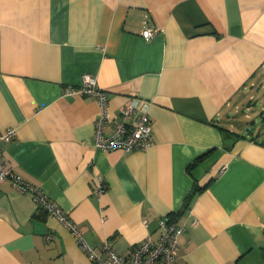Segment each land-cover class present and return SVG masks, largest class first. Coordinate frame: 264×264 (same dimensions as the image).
Wrapping results in <instances>:
<instances>
[{
  "label": "crops",
  "instance_id": "0c3cea01",
  "mask_svg": "<svg viewBox=\"0 0 264 264\" xmlns=\"http://www.w3.org/2000/svg\"><path fill=\"white\" fill-rule=\"evenodd\" d=\"M84 74L107 93L105 132L147 102L148 147L94 146L96 98L62 95ZM262 112L264 0H0V131L15 127L2 156L95 251L158 240L198 188L175 219L176 263L264 264ZM88 263L69 228L0 182V264Z\"/></svg>",
  "mask_w": 264,
  "mask_h": 264
},
{
  "label": "built area",
  "instance_id": "2783aa9c",
  "mask_svg": "<svg viewBox=\"0 0 264 264\" xmlns=\"http://www.w3.org/2000/svg\"><path fill=\"white\" fill-rule=\"evenodd\" d=\"M156 28L146 24L141 32L144 38L154 35ZM63 96L92 95L96 98L100 112L95 121L94 146L102 150L134 151L143 150L150 144L151 124L147 112V102L140 97H132L120 111V120L115 122L108 132H105L106 122L110 119L107 112V93L102 89L91 74H84L77 86H69L62 92ZM264 119V112H262ZM15 135V127H7L0 131V182L9 180L13 188L32 196V199L46 213L57 218L77 236L80 247L89 256L88 264H177L175 252L179 245V237L184 225L167 218L159 220L160 235L153 240L149 235L134 244L126 254H118L108 241L102 242L98 251L92 249L82 238L76 224L56 202L47 197L34 184L14 172L13 166L4 160L3 143L9 142ZM105 183L100 176L93 182L92 192L100 195L105 190ZM264 234V225H262Z\"/></svg>",
  "mask_w": 264,
  "mask_h": 264
},
{
  "label": "trees",
  "instance_id": "16d2710c",
  "mask_svg": "<svg viewBox=\"0 0 264 264\" xmlns=\"http://www.w3.org/2000/svg\"><path fill=\"white\" fill-rule=\"evenodd\" d=\"M198 188H195L194 190L190 191V193H188V195L186 196L185 198V201H184V205H182V207L180 209H178L174 215L170 216L169 217V221H175L176 219V216H179L181 211H182V208L184 207H188L189 206V203H190V200L191 198L193 197V194L195 191H197Z\"/></svg>",
  "mask_w": 264,
  "mask_h": 264
}]
</instances>
